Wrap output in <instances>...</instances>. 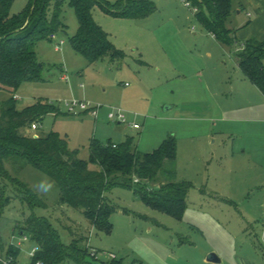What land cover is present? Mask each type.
Segmentation results:
<instances>
[{"label":"rangeland","instance_id":"obj_1","mask_svg":"<svg viewBox=\"0 0 264 264\" xmlns=\"http://www.w3.org/2000/svg\"><path fill=\"white\" fill-rule=\"evenodd\" d=\"M28 1L15 0L12 12L21 11ZM104 1L115 7L118 0ZM153 1L157 10L139 21L112 16L100 5L94 8L97 23L110 34L115 46L126 52L124 59L112 61L106 56L94 63L71 45L70 38L77 32L79 22L75 10L64 2L61 18L67 31H60L52 40H42L36 45L38 58L44 64L43 80L25 81L13 94L18 109L40 98L54 102L63 111L65 101L98 105L96 123L90 113L81 126L77 123L78 115L48 114L37 132L32 127L23 130L33 136L52 130L67 135L71 147L79 148V157L83 159L89 158L88 144L92 135L104 143H120L129 134L135 137L141 152H149L159 145L168 129L173 128L172 133L177 129L178 134H173L179 150L174 181L192 184L183 218L176 219L151 207L131 188L114 185L106 193L117 208L111 217L113 230L107 234L95 229L81 209L61 204L60 189L54 183L51 192L39 194L46 207L31 208L16 197L0 213V246L12 243L18 247L19 264H30L31 252L36 247L30 235L26 234L25 240L18 227L33 212L52 221L63 243L82 240L91 253L86 264L109 262L111 254L122 264H264V161L257 163L250 157L237 159L229 154L228 137L225 144L221 143L226 153L221 157L213 154V149L220 148L219 143L205 137L202 128H198L197 135H187L183 118L196 106L192 103L189 107L197 92L194 85L191 86L196 79L191 74L188 77L175 74L176 69L187 70L191 66H203L206 74H219L223 66L231 64L232 56L227 47L203 27L196 9L187 0ZM136 78L147 82L140 89L144 94L141 98L148 101L135 107L134 112L123 108L133 121L118 128L108 113L111 106L120 107L115 101L136 89ZM126 81L129 86H125ZM11 95L0 88V101ZM172 103L176 107L166 111L167 104ZM192 111L187 112L189 117ZM134 121L141 128L135 129ZM6 167L33 189L43 179L52 181L31 164L20 167L9 161ZM162 182L160 177L148 185L157 189ZM6 193L13 195L11 186ZM260 218L263 221L258 223ZM92 251H96V257ZM211 252L220 257L221 263L207 260ZM62 264L77 263L70 260Z\"/></svg>","mask_w":264,"mask_h":264},{"label":"trees","instance_id":"obj_2","mask_svg":"<svg viewBox=\"0 0 264 264\" xmlns=\"http://www.w3.org/2000/svg\"><path fill=\"white\" fill-rule=\"evenodd\" d=\"M14 1L0 0V88L12 94L0 101V213L16 197L31 208L47 205L31 186L7 169L6 162L10 161L20 167L31 164L46 173L60 189V203L81 209L95 229L107 234L113 230L111 217L117 208L107 199L106 193L114 185L133 189L146 204L181 220L192 184L174 181L175 136H168L155 150L145 153L138 149L133 136L120 143H104L93 137L88 145L89 158L83 159L79 157L80 150L71 148L68 137L58 131L38 137L23 132L31 129L34 123H38L40 129L48 114H72L43 98L18 109L13 94L25 81L43 80L44 64L38 58L36 45L42 40H52L60 31H67L61 18L64 2L75 10L79 22L77 32L70 38L71 45L90 63L106 56L112 61L126 57V52L115 46L110 34L95 20L93 11L97 5L115 17L144 19L157 10L155 2L118 0L112 7L104 0H29L21 11L13 13ZM187 1L196 9L203 27L218 42L235 50L243 74L264 92V41L255 38L239 41L237 30L227 26L229 18L242 7L243 0ZM160 177L165 179L160 187L150 188L148 183L157 182ZM9 186L13 195L6 193ZM18 227L36 243L37 252L30 264L39 260L43 264H62L70 260L86 264L91 254L80 239L63 243L48 217L33 212ZM9 252L17 261L19 248L9 246ZM114 259L95 264H122Z\"/></svg>","mask_w":264,"mask_h":264},{"label":"crops","instance_id":"obj_3","mask_svg":"<svg viewBox=\"0 0 264 264\" xmlns=\"http://www.w3.org/2000/svg\"><path fill=\"white\" fill-rule=\"evenodd\" d=\"M136 21L139 20L137 19ZM227 26L237 30L235 34L239 41L243 42L249 38L264 41V0H243L242 7L238 8L229 18ZM223 47H227L232 58H230L231 64L228 63L225 67L223 66L219 74H206L203 66H191L187 70L183 69L179 71L176 69L175 71V74L178 72L179 75L184 77H188L191 74V77L196 79V82L193 81L195 84L188 82L191 86L194 85L197 90L192 96L193 101H190L189 105L196 103V106L193 109L191 108L193 111L190 117L187 115V112L191 110L184 114L187 116L183 118L184 125H187L184 126V130H186V134L197 135L200 132L198 128H202L205 137L213 139L214 143H219L220 148L218 150L213 149V154H218L219 157L226 153V149L221 148V143H224L226 140L225 137H228L231 146V149L229 147V154L236 156L237 159L250 157L256 160L257 163H261L264 161V92L243 74L239 67L235 50L233 51L225 45ZM136 82L137 87L135 90L115 101L120 107L115 105L111 106V108L119 107L126 109L128 112H134L135 107L147 103L148 99L141 98L144 94L140 89L141 85H146L147 82H144V79L141 78H136ZM124 84L125 86H129L127 81ZM149 87L151 89L153 88L152 85ZM175 107L173 103L167 104L166 111ZM88 114V112H83L76 116L80 120L77 122L79 126L84 125L83 121L86 120L85 117ZM91 117L95 123L99 118V116ZM87 121L88 123L91 122L90 120ZM129 121L131 122L133 119L130 118ZM188 122H194L195 124L190 125ZM134 123L138 122L134 121ZM117 126L118 128L123 127V123L117 122ZM168 130V132L166 131L167 133L163 134L161 142L168 136L178 134L176 133L177 129H175V133H172L173 128L172 130ZM94 132H96V125L94 126ZM125 136L128 137L129 134ZM93 137L96 136L92 135L90 140ZM158 185L159 188L161 184ZM257 220L258 223L263 221L261 218Z\"/></svg>","mask_w":264,"mask_h":264},{"label":"built area","instance_id":"obj_4","mask_svg":"<svg viewBox=\"0 0 264 264\" xmlns=\"http://www.w3.org/2000/svg\"><path fill=\"white\" fill-rule=\"evenodd\" d=\"M61 43H63V41H61ZM64 107H65V111L72 115H80L83 112H88L95 117L98 116L100 109L98 105L95 106L90 102L77 101V100L65 101ZM108 117L110 118V120L119 123H128V124L131 123L129 121L127 112L123 108H119V107L111 108L108 113ZM132 125L134 128H140L139 123H133ZM38 129H39V125L37 123H34L32 125V130L37 132L36 130ZM38 136L39 135H37V133L34 134V137H38ZM24 239L25 240L27 239L26 235H24ZM9 246H15V245L11 243L10 245L3 244V246L2 245L0 246V264H19L18 260L16 261L14 256L9 252ZM36 252H37V247H34L31 252V257L35 256ZM92 255L96 257L97 256L96 251L94 252L92 251ZM110 256L113 259V257H115V254H111ZM35 264H43V262L39 260Z\"/></svg>","mask_w":264,"mask_h":264},{"label":"clouds","instance_id":"obj_5","mask_svg":"<svg viewBox=\"0 0 264 264\" xmlns=\"http://www.w3.org/2000/svg\"><path fill=\"white\" fill-rule=\"evenodd\" d=\"M54 188V182L43 179L39 181L37 184L34 185V191H36L38 194L46 195Z\"/></svg>","mask_w":264,"mask_h":264},{"label":"water","instance_id":"obj_6","mask_svg":"<svg viewBox=\"0 0 264 264\" xmlns=\"http://www.w3.org/2000/svg\"><path fill=\"white\" fill-rule=\"evenodd\" d=\"M207 260L210 262H215V263H220V261H221L220 257H218L217 254L214 252H211L208 255Z\"/></svg>","mask_w":264,"mask_h":264}]
</instances>
